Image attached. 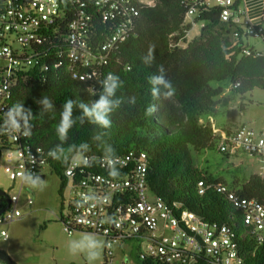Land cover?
I'll use <instances>...</instances> for the list:
<instances>
[{
  "label": "trees",
  "instance_id": "16d2710c",
  "mask_svg": "<svg viewBox=\"0 0 264 264\" xmlns=\"http://www.w3.org/2000/svg\"><path fill=\"white\" fill-rule=\"evenodd\" d=\"M82 1L86 3L83 10L93 16V42L102 45L123 16L106 21L96 0ZM242 1L238 0V5ZM61 5L67 17L63 28L53 33L50 27L49 41L44 44L40 56L43 61L26 73L8 100L9 108L17 103L31 108V135L23 136L5 130L3 121L6 112H0V153L17 146L31 148L34 152L41 150L48 158L49 165L60 176V194H63L64 172L68 165L49 155V150L60 143L57 126L63 105L68 99L90 103L98 98L100 81L107 73L118 74L124 83L117 96L123 102L111 115V128L99 129L88 122L83 125L77 122L69 132L67 144L88 142L92 148L86 155L99 158L102 152L92 136L97 131H105V139L114 146L118 156L128 155L131 151L138 154L146 152L149 162L148 181L154 195L172 206L176 203L182 209L187 208L205 220L229 225L244 256V264H264V242H258L249 234L243 212L233 205L226 194L214 188L201 193L198 188L201 180L221 182L230 185L242 196L264 198V178L253 174L246 183L234 186L222 176L204 172L196 166L193 157V150L207 149L219 150L227 157L231 156L221 150L222 133L207 117L215 106L216 98L224 91L223 87H216L212 83L244 76L246 86L241 91L245 94L254 85L261 84L264 55L257 50H252L251 54L246 53L242 40L235 46L224 47L220 35L212 38V49L208 53L201 52L194 41L186 47L179 46L189 28L179 17L185 6L181 0H157L154 6L143 3L137 5L139 14L133 32L110 55L109 62L101 66L98 78L82 82L74 79L69 72L72 62L68 55L70 45L66 41L67 22L79 11L80 5L73 0H61ZM208 9L202 18L217 25L220 22L218 7ZM256 27L264 29L263 24ZM150 46L155 49L156 59L149 67L141 62V57ZM161 66L171 88L161 86L159 96L154 97L152 86L147 81L150 75L159 74ZM92 86L95 88L92 89ZM168 92L171 95H166ZM44 96L53 100V111L44 112L38 105L39 99ZM132 97L135 98L134 103L129 102ZM149 106L154 108L151 115L146 114ZM73 115L74 118L78 117L79 110H74ZM91 168L109 174L99 163L93 164ZM118 172L119 175L127 174L125 170ZM42 179H45V174ZM7 204L6 198L1 197L0 210ZM61 221L64 224L63 216ZM139 261L138 264H163L153 257L139 258ZM210 263L211 258L202 255L193 264Z\"/></svg>",
  "mask_w": 264,
  "mask_h": 264
},
{
  "label": "built area",
  "instance_id": "2783aa9c",
  "mask_svg": "<svg viewBox=\"0 0 264 264\" xmlns=\"http://www.w3.org/2000/svg\"><path fill=\"white\" fill-rule=\"evenodd\" d=\"M73 1L80 5V9L67 22L66 41L70 45L68 55L72 62L69 72L74 79L82 82L98 78L101 66L109 62L110 55L133 32L139 14L137 5L157 4V0H96L104 12V20L123 16L107 41L96 45L91 35L92 14L83 10L86 6L84 1ZM181 2L185 10L179 17L189 26L178 44L181 47L194 41L201 52L208 53L212 49V38H205L206 32L224 26L231 29V35L228 36L231 40L234 35L243 37L247 34L264 41V29L256 27L242 4L238 5V0ZM208 7H218L220 22L217 25L202 18L209 11ZM66 18L61 0H0V112L9 109L8 100L26 73L43 61L40 56L44 44L49 41L50 27L53 33L60 32ZM243 47L248 54L254 50L244 43ZM258 53L264 55V52ZM261 79L264 82V75ZM230 82L234 90L240 91L245 87L246 78H230ZM220 148L231 156L242 152L255 156L254 174L264 178V131H257L247 125L225 130L220 139ZM119 157L117 168L125 170V175L111 176L85 166L73 168L68 165L66 168L62 196L67 213L63 212L62 216L69 234L87 230L103 236L105 264H115L118 244L136 240L146 244L139 258L153 257L163 264H193L202 255L211 258L210 264H244V256L229 225L205 220L195 212L182 209L176 203L172 206L153 194L148 181L146 152L138 154L131 151ZM47 165L48 158L41 150L34 152L31 148L17 146L0 153V167L13 183L22 184L19 176L23 172H36L42 177ZM198 188L201 193L214 188L226 194L233 205L243 212L249 234L258 242H264V198L242 196L236 189L221 182L201 180ZM22 192L10 195L11 207L0 215V224H11L22 217L23 212L19 208ZM88 193H95L101 198L100 202L83 203L81 198ZM33 202V198H30L29 204ZM1 233L5 239L9 238L6 229Z\"/></svg>",
  "mask_w": 264,
  "mask_h": 264
},
{
  "label": "rangeland",
  "instance_id": "374dc122",
  "mask_svg": "<svg viewBox=\"0 0 264 264\" xmlns=\"http://www.w3.org/2000/svg\"><path fill=\"white\" fill-rule=\"evenodd\" d=\"M261 24L264 25V18ZM215 31L217 30L214 29L211 33ZM209 35H206V38H209ZM240 37L239 35L237 38L240 39ZM243 38L257 49H264L263 39L247 34H244ZM225 40L226 38H222L221 42L224 44L231 43V41L226 42ZM234 45H231V47ZM213 84L221 87L224 83L213 82ZM241 96L239 103H236L233 115L240 124H245L257 131L264 130V86L256 87L253 90L249 89L245 95ZM241 102L246 103V112L241 110ZM193 157L196 166L204 172L222 176L234 186L249 181L254 174L253 166L257 160L255 156L249 153L242 152L239 155L227 157L219 150L209 149L204 151L193 150ZM44 174L47 187L43 191L32 190L25 186L22 192L19 208L23 212V219L20 222L15 221L7 225L0 224V249L7 251L18 264H88L84 255L69 253L67 248L69 240L79 238L86 233L95 234L104 243L105 239L94 232L76 231L69 234L65 230V226L61 221L60 176L50 165L45 166ZM0 189H4L9 194H20L19 186L13 188L2 167H0ZM30 198H33V204H28ZM63 212L64 214L67 213L66 210H63ZM3 229L8 231V239L2 236ZM145 246V243L136 241L124 245L118 244L116 246L115 264H124L127 259H129L130 264L140 263L139 254L145 249ZM105 261L104 247L94 264H105Z\"/></svg>",
  "mask_w": 264,
  "mask_h": 264
},
{
  "label": "clouds",
  "instance_id": "9594fccd",
  "mask_svg": "<svg viewBox=\"0 0 264 264\" xmlns=\"http://www.w3.org/2000/svg\"><path fill=\"white\" fill-rule=\"evenodd\" d=\"M155 59V49L150 46L147 53L141 57V62L150 67ZM163 72L164 69L161 66L159 74H153L148 77L147 82L152 86L151 93L154 97L159 96L161 86L168 89L171 88V84L165 79ZM123 83V80L118 74L109 72L105 78L100 81L101 90L98 93L97 99L90 103L68 99L63 105V110L57 126V134L60 143L49 150V155L62 164L70 165L73 168L79 166L91 167L93 164L99 163L108 170L109 175L118 176L119 172L117 166L120 164V157L117 155L114 146L105 139L107 135L105 131H97L92 136V140L96 142L97 147H99L102 152V156L99 158L95 155H86L92 148V145L88 142H82L77 145L75 143L67 144V141L69 139L70 130L77 122H79L80 125L88 122L89 124L97 126L99 129L111 128V115L120 108L123 102L122 99L117 96V92L123 86ZM166 95H171V92L166 93ZM129 102L134 103L135 98H130ZM38 105H40L44 112L53 111L55 108L53 100L47 96L40 98ZM74 110H79V116L76 118H74L73 115ZM153 110V106H149L146 109V114L151 115ZM32 119L33 112L31 108H26L23 104L17 103L6 111L3 128L10 133L29 136L32 130ZM66 144L67 147H65ZM19 179L22 184L32 190L43 191L47 187L45 180L36 172H23L20 174ZM81 199L83 203L93 201L100 202L101 200L95 193L84 194ZM104 247V241L93 233H86L79 238L71 239L67 245L70 254L84 255L88 264H94Z\"/></svg>",
  "mask_w": 264,
  "mask_h": 264
},
{
  "label": "crops",
  "instance_id": "0c3cea01",
  "mask_svg": "<svg viewBox=\"0 0 264 264\" xmlns=\"http://www.w3.org/2000/svg\"><path fill=\"white\" fill-rule=\"evenodd\" d=\"M242 8L246 11L247 15L249 16V18L252 20V22L254 24L260 25L263 22L264 0H243L242 1ZM222 29L225 30V32L223 33L224 35L221 32ZM212 30H214V29L208 30L206 32V35L210 34L209 36L211 38H213L216 35L222 34L221 41H222V38H224V39L226 38V40H225L226 42L231 41V43H225V44L223 42H221L222 45H225L224 47H228V46L231 47V45H234V43L238 44V42L240 40H242L245 45L253 48L254 50L264 52V49H260V50L257 49L251 43L246 42L243 37H242V39L241 38L237 39V37L234 35V38H232L233 40H230L229 37H226V36L231 35V29L229 27L224 26L221 29H217V31H215L214 33H211ZM205 38H206V36H205ZM260 81H261V84L260 85H254L251 90H253L256 87L264 86V82L262 81L261 78H260ZM214 82L224 83L223 86H221V87H223L224 91L220 96H218L216 98V103H215L213 110L209 113V115H207L208 119H210L214 123V126L216 127L217 130H221L220 131L221 133L224 132L225 130H231V129L237 128L241 125H245V124H240L238 122V120L236 119V117L233 115L234 110L236 108V103H239V98L242 97L241 95H245V94H243L242 91L240 92V91L234 90V88L230 82V79H227L225 81H214ZM213 85H215V84H213ZM216 87H218V86H216ZM240 105H241V110L243 112H246L247 111L246 103L241 102ZM261 131H264V130H261ZM43 174H44V169H43ZM11 184H12L13 188L18 185L20 188V191L21 190L24 191V189H25V185H22L20 183L11 182ZM59 193H60V190H59ZM10 195H12V194H10ZM60 195H61V199H62V212H61V216H62L63 210H64L63 196H62L63 194H60ZM20 200H21V198H20ZM28 204H29V200H28ZM22 217H23V215H22ZM22 217H20L16 221L20 222L23 219ZM127 261H128V259H127Z\"/></svg>",
  "mask_w": 264,
  "mask_h": 264
},
{
  "label": "water",
  "instance_id": "95a60500",
  "mask_svg": "<svg viewBox=\"0 0 264 264\" xmlns=\"http://www.w3.org/2000/svg\"><path fill=\"white\" fill-rule=\"evenodd\" d=\"M1 197H5L8 204L5 208H2L0 210V215L3 212H5L7 209H9L12 204L11 196L4 189H0V198ZM0 264H18V263L11 257V255L7 251L0 249Z\"/></svg>",
  "mask_w": 264,
  "mask_h": 264
},
{
  "label": "flooded vegetation",
  "instance_id": "af4514ba",
  "mask_svg": "<svg viewBox=\"0 0 264 264\" xmlns=\"http://www.w3.org/2000/svg\"><path fill=\"white\" fill-rule=\"evenodd\" d=\"M125 264H130V262L126 260Z\"/></svg>",
  "mask_w": 264,
  "mask_h": 264
}]
</instances>
